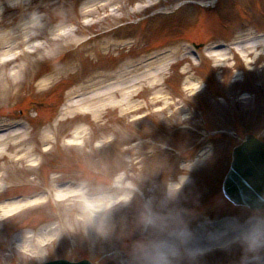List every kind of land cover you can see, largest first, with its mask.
<instances>
[{"label": "rangeland", "instance_id": "rangeland-1", "mask_svg": "<svg viewBox=\"0 0 264 264\" xmlns=\"http://www.w3.org/2000/svg\"><path fill=\"white\" fill-rule=\"evenodd\" d=\"M155 1L160 2L159 10L162 12L170 10L177 12L169 15L168 18L161 15L163 18L157 19L156 11L144 7L145 4L150 5ZM211 1L20 0L22 3L19 2V5L17 3L7 6L0 12V35L5 37L4 43H0V53L11 48V43L22 37L19 31L21 27L25 28L24 32L27 34L28 28L26 27L32 19H36L37 15L48 16L46 20L42 21L46 25L44 29L37 30L38 39L46 41V50L41 51L36 58L25 57L17 66L0 69V115L6 116L2 120L7 121V119L19 117L29 125L27 119L29 118L36 127H40V124L45 122L51 112L50 101H58L67 95L66 92L70 88L73 89L72 92L79 90L77 96L80 97L73 101L79 100L80 102L69 107L68 111L60 117L64 118L61 123V119L55 121L53 124L55 129L39 131L30 138L28 133L23 131L24 133L15 137L8 136L0 141V144H5L12 139L17 141L22 139L24 134L27 138L20 148L19 146L13 148V143L3 145L4 148L11 146V149L6 152V155L0 157V173L6 174L8 178L5 184L0 187V210H4L10 205L9 203L4 204V198L23 194L32 200H38L43 197L36 195L49 190V188L55 189V186L59 185L66 177L73 178L74 183L85 184L89 179L94 181L93 192L88 191L89 196L110 197L112 202L116 200L112 196L124 194L125 191L120 192L122 185L130 183V192L131 188L135 186H139L140 189V193L135 195V201L134 197L128 200L129 194L127 198L107 210L103 209L104 205L102 204L99 205V208H95L98 205V198L83 199L84 194L81 191L74 192L73 198L64 203L54 199L53 205L48 207L45 202L38 204L33 209L35 214L31 215V218L21 217L18 221L0 227V244L3 245L2 236L4 234L8 236V239L12 237L17 241L21 236H24L27 230H21L19 224L20 221L27 222L30 226L28 230L32 232V238L29 239L33 240L31 243L34 245V250L21 253L14 249L13 245L7 243V245H3V248L0 247V264H30L59 257L71 260L88 258L95 264H150L151 258L159 255H161L158 258L159 262L166 259L167 264H264V248L259 246L254 239L250 244L245 243L242 241L243 234L237 233L238 238H234V236L230 238L226 233H222L219 237L220 241L228 243L236 240L232 250L227 251L220 248L222 249L220 252L215 250L198 254L195 250L197 248L194 247L195 243L183 247L176 240L178 222L182 220L181 217L170 212V217H178L176 220L179 219V221L170 225L162 220L168 211V209H163L164 214H162V207H177L171 200L162 202L166 199V194L171 191V186L190 185V180H194L193 174L207 166L210 167L205 171V174L198 175L195 180L197 181L195 189L201 193V207L206 209L209 203L216 200L215 198H221L227 209L219 213L202 210L201 215L210 218L229 212L231 208H228L227 201L221 193L222 175L227 166V161L224 160L225 154L240 142L243 130L252 129L255 132H264V83L263 88L255 85L258 78L264 82V72L257 77L259 68L251 60L254 59L253 55H256L258 51H264V41L262 43L252 41V39L255 40L259 31L264 30V0H218L220 2H216L218 3L216 11L204 9L208 7L212 9ZM115 7H121V10L115 16L104 19L103 17L111 11L113 12ZM91 10L92 12H90ZM86 21H91L92 24L87 26L85 25ZM69 24H74L76 29L78 28L76 34L69 37L63 36L64 38H61L57 43H52L51 38L55 34L66 33ZM180 24L183 27L178 30ZM111 35L124 38L135 37L134 35L138 37L134 42H122L115 50L107 51L106 49H111V47L104 48L102 44L106 39H110ZM90 37L97 40L95 43L91 39L89 40L92 44L91 47L72 49L76 40L81 42ZM209 38L219 41L228 39L235 42L240 41V48H243L247 53V64L237 65L239 68L248 66L250 69H255L256 74L246 77L245 87L228 88L233 95L250 94L252 98L243 107L233 104L232 109L228 107L227 110L224 109L225 107L223 109L211 108L213 121L209 118V113L207 121L203 118L208 126H211L202 127L207 129V136H215L212 132L215 129H224L230 136L217 134L216 137L219 135L220 138L219 150L216 153L211 154L207 151L198 161L191 164V168H188V165L176 168L172 166L170 159L172 154L177 151L162 147L165 144L163 132L168 128L145 127V125L152 126L154 123L162 124V119L165 121V116H151L147 121L131 126V117L135 116L131 114V110L136 105L144 106L143 110L139 112L142 113L153 107L165 105L167 94H175L174 97L176 95L185 97L182 89L191 85L187 80V72L184 71L187 65L192 71L203 72L205 69V72L208 73L206 67H201L203 64L198 66L194 64L191 57L181 56L186 54L184 46L174 47L170 51L166 49L162 51L150 50L167 43L185 45L187 41H181L184 39L203 42ZM32 42L27 43V47L31 46ZM225 52L227 56L232 57V51L225 50ZM215 54L217 53L207 51V55L212 61L216 59ZM131 58L133 64L138 66V70L125 72V75L120 79L123 89L113 91L114 98L102 96L104 98L96 100V103L91 100L83 101L84 98H93L97 91L105 90L103 88L115 80V78H108L95 83L96 80L93 78L98 71L121 69L125 62ZM151 59L154 63L153 66L162 62L164 65L167 64L165 67L167 68L173 64L174 71L170 89L169 87L166 91L161 89L158 81H155L160 79V75L156 77L155 75L158 73L154 69V71L150 70V67L147 66L150 64L147 61ZM221 59L223 58L219 57L212 67L217 76L223 75L218 66L220 62H223ZM227 60L231 61L229 57L226 58ZM24 64L25 67H23ZM53 64L56 68L52 66ZM68 64H71L69 71H58L62 65ZM15 67H21L23 71L13 77L12 73L19 71V69L14 70ZM150 71H152L151 77L155 76L151 78L155 81L152 84L154 86L144 87L145 90L140 100L133 103V100L128 96V91L133 90L137 84L128 85L129 81L138 74V76L141 75L139 82L141 86H144L145 76ZM230 71L231 78L241 77L240 72ZM45 75L54 76L50 78ZM229 76L227 75V77ZM86 79L90 84H85L87 85L85 88V85L79 87L82 80ZM175 85L176 87L172 91L171 86ZM152 94L156 98L159 96L158 100L160 101L156 105H149L151 99L154 98ZM37 100L43 101L44 105L36 106ZM94 103L93 108H90V104ZM104 103L107 104L101 107ZM61 107H58V116L62 112ZM87 110L90 113L85 112ZM213 123L218 127H213ZM65 125L67 127H62ZM78 129H80L79 133L88 135L87 142L72 144V147L67 150L68 146L61 142L64 138H73L75 130ZM53 130L54 134H52ZM140 130H143L144 136L149 138L147 141L139 140L138 131ZM153 131L154 137L150 138ZM46 132H48V136L41 137ZM109 138H112L113 142H109ZM136 140L142 147L137 145L132 148L131 143ZM102 141L108 143L103 146L102 143L105 142ZM172 141L170 136L169 143ZM177 142H179L177 147L186 151L195 145L197 140L180 137ZM50 143L55 147H53V152L47 156V165H44L39 172H36L35 169L31 171L27 165L26 169L25 163L34 161L37 153H41ZM95 147H102L103 150L99 153L95 152ZM30 152L31 154L24 156L21 162H15V157ZM140 157L145 159V164L142 166L139 165L142 161H138ZM137 171H141L142 174L140 172L137 174ZM90 173H94V175ZM184 177L187 179L181 183ZM78 178L84 180H75ZM106 181L110 184L113 183L112 189L107 194L101 191L106 187V184L103 183ZM174 199L188 205L194 204L191 202L193 198L189 199L187 194L181 197L177 195ZM85 202L93 206L86 207L84 206ZM233 210L241 217H246L251 213L248 209L240 207ZM199 215L200 213L197 217ZM124 218H128L129 222ZM53 222L58 226L59 233L51 242L43 244V239L40 240L43 229ZM127 224H129L128 227ZM6 247L9 252L4 251ZM150 251L153 253L150 254ZM249 251H256L262 256L252 262H244L242 255ZM163 252H165L164 255H162Z\"/></svg>", "mask_w": 264, "mask_h": 264}, {"label": "water", "instance_id": "water-1", "mask_svg": "<svg viewBox=\"0 0 264 264\" xmlns=\"http://www.w3.org/2000/svg\"><path fill=\"white\" fill-rule=\"evenodd\" d=\"M225 190L237 202L264 206V144L254 137L235 149Z\"/></svg>", "mask_w": 264, "mask_h": 264}, {"label": "bare ground", "instance_id": "bare-ground-1", "mask_svg": "<svg viewBox=\"0 0 264 264\" xmlns=\"http://www.w3.org/2000/svg\"><path fill=\"white\" fill-rule=\"evenodd\" d=\"M17 2H19V0L17 1ZM16 2V3H17ZM20 3H18L17 5H19ZM33 21L32 22H29L28 23V26L26 27V28H28L29 29V27L31 28V30H29V33L27 32V34H25V32H24V29L25 28H20V33L22 34V37L18 40L19 42H18V44L19 45H22V44H24V43H28L29 41H28V37H29V35L31 34V33H33V31H36L37 29L34 27L36 24H38V20L37 19H32ZM38 27H39V25H38ZM37 27V28H38ZM43 26H41V28H42ZM36 29V30H35ZM34 35H35V37H39V35L38 34H36V33H33ZM33 36V35H32ZM5 37L4 36H2V35H0V43H4V41H5V39H4ZM260 41H262V40H260ZM15 42V41H14ZM13 42V43H14ZM12 44V43H11ZM51 46V45H50ZM41 51V49H39V50H37L36 51V53H35V56L36 55H38L39 54V52ZM4 53H0V56L2 55L3 57L2 58H0V60L1 59H3L4 57H8L9 55H12L11 53H15V51H13L12 49H8L7 51H3ZM34 56V57H35ZM25 57H28L29 58V56H26V54H24V55H21L16 61H13V62H11L10 64H7V65H5V64H0V69H7V68H9V67H14V66H17V65H19L22 61H23V59L25 58ZM30 58H33V57H30ZM23 67H25V64L23 65ZM16 69H19V71L17 72V71H14L13 73H12V75H13V77H16L17 75H18V73H22V69H21V67L19 68V67H15L14 68V70H16ZM119 78V77H118ZM14 80H16V79H14ZM120 91V86L118 85V84H113L110 88H109V90H107V91H105V92H100V91H97L95 94H94V97L93 98H84V100L83 101H85V100H91V101H94L95 103H96V100H98V99H101V98H104V97H102V96H108V97H112V98H114V95H113V91ZM79 101V100H78ZM78 101L76 100V102H70L65 108H64V110H63V113H62V116L64 115V113H66L67 111H68V109H69V107H72V106H75V105H77V103H78ZM80 102V101H79ZM95 103L94 104H90V108H93V106L95 105ZM4 126H2V127H0V141L3 139V138H5V137H8V136H16V135H18V134H21L23 131L22 130H20V129H16V130H12V131H10V132H8V133H5L6 132V130L3 128ZM77 132H79V129H78V131H76V133ZM24 133V132H23ZM43 136L44 137H47L48 136V132H46V133H44L43 134ZM27 140V138L25 137V134H24V136L22 137V139H18L17 141H15L14 139H12L11 141H9V142H7V143H5V144H0V157L2 156V155H6V152L9 150V149H11V146H9V147H7V148H4V146L3 145H6V144H8V143H13V148H15V147H17V146H19V148L21 147V144L24 142V141H26ZM23 146V145H22ZM21 150V149H20ZM24 150V149H23ZM31 151V150H30ZM32 152V151H31ZM31 152L30 153H25V154H23V156H17V158L15 157V162H21L23 159H24V156L26 157L27 155H29V154H31ZM10 176H11V174H10ZM7 177H6V174H1L0 175V187L1 186H3L4 184H5V182L7 181ZM75 190H72V189H70V188H65V189H60V190H58V192H57V196L60 198V199H64V198H66L67 196H69V194H71V193H73ZM106 200L105 199H103V200H100V201H98L97 203H98V205L96 206V207H99V205L100 204H102V205H104V204H106ZM22 207V203H12V204H10V205H8L7 207H6V209H4L3 210V215H8L9 213H12V212H15L16 210H18V209H20ZM1 208V207H0ZM2 216V215H1ZM47 231V230H46ZM51 235H53L52 233H51ZM45 236V234H43V237ZM247 238H249V236L247 235ZM50 239V238H49ZM48 239V240H49ZM250 239V238H249Z\"/></svg>", "mask_w": 264, "mask_h": 264}, {"label": "clouds", "instance_id": "clouds-1", "mask_svg": "<svg viewBox=\"0 0 264 264\" xmlns=\"http://www.w3.org/2000/svg\"><path fill=\"white\" fill-rule=\"evenodd\" d=\"M187 167H188V168H191L192 165L189 164ZM186 179H187V177L182 178L181 183H183L184 180H186ZM179 188H180V185H174V186H171V191H172L173 193L178 192V191H179ZM160 264H167V260H166V259H162V260L160 261Z\"/></svg>", "mask_w": 264, "mask_h": 264}, {"label": "snow or ice", "instance_id": "snow-or-ice-1", "mask_svg": "<svg viewBox=\"0 0 264 264\" xmlns=\"http://www.w3.org/2000/svg\"><path fill=\"white\" fill-rule=\"evenodd\" d=\"M25 251H27V249H25Z\"/></svg>", "mask_w": 264, "mask_h": 264}]
</instances>
